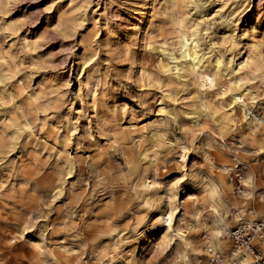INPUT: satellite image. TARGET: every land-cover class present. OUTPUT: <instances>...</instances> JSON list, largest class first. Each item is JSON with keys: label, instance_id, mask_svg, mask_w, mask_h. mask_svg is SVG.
I'll list each match as a JSON object with an SVG mask.
<instances>
[{"label": "rangeland", "instance_id": "rangeland-1", "mask_svg": "<svg viewBox=\"0 0 264 264\" xmlns=\"http://www.w3.org/2000/svg\"><path fill=\"white\" fill-rule=\"evenodd\" d=\"M145 4L149 8L142 16ZM158 9L165 10L162 0H0V264L50 262L45 250L55 254L62 248L83 250L81 264H186L187 244L200 253L189 254L187 264H209L208 247L233 258L228 237H220L224 250L208 242L216 240L221 218L226 231L241 219L264 223V98L251 103L264 97V83L255 78L264 75V0H211L199 11L188 9L193 24L211 25L207 43L201 45L204 52L213 44L225 46L221 52L240 45L224 56L231 67L221 81L227 91L223 100L212 103L214 91L205 97L211 104L208 112L180 117L182 127L200 133L192 147L202 151L185 160L179 149L171 155L161 149L154 163L139 164L135 152L113 153L103 170H119V179L102 197L94 191L87 164L108 150L115 137L96 134L100 109L91 107L93 98L120 111L119 129L131 130L136 140V129L164 119L161 110L192 111L165 100L156 88L143 87L142 81L156 76L161 85L169 79L163 69L156 70L171 62L163 52L149 51L153 37L158 45L170 41L171 51L179 40L173 32L180 30L170 28L172 20L160 17ZM179 12L172 14L177 22ZM215 56L219 53L212 61ZM246 57H252L249 67L237 70ZM232 68L240 78L236 85L228 83ZM228 85L241 97L238 105L247 102L239 109L235 105L238 115L229 109ZM196 91L179 98L191 104L188 96ZM252 118L256 126L249 124ZM33 122L37 129L43 122V131L30 134ZM221 131L222 138L213 135ZM88 134L93 139H82ZM167 139L175 143L185 135L173 130ZM193 161L204 165L198 183L188 179ZM210 182L225 190L220 199L226 217L211 211ZM171 193L176 210L166 242L159 212L169 211ZM194 201L200 202L193 207ZM144 203L151 211L140 207ZM197 212L202 213L199 222L192 219ZM240 212V219H234ZM193 227L199 231H190ZM75 259L61 264H75Z\"/></svg>", "mask_w": 264, "mask_h": 264}, {"label": "clouds", "instance_id": "clouds-1", "mask_svg": "<svg viewBox=\"0 0 264 264\" xmlns=\"http://www.w3.org/2000/svg\"><path fill=\"white\" fill-rule=\"evenodd\" d=\"M211 3V0H162V4L165 8L164 11L157 10V14L160 17L165 19L172 20V24L169 25L170 28L176 30L179 29L178 32H173L174 35H178L179 39L182 41L179 44L177 49H172L173 51L179 50L180 56L179 59H176L172 52L169 51L172 48V43L169 41L165 44L158 45L157 37H153L149 51L150 52H163L165 56L168 57L171 63L168 66H164L162 64L156 66L157 72L163 69V75L168 77V81L161 85L160 77L156 76L155 78H151L149 80L142 81L144 88H156L159 91L164 93V99L169 100L173 105H181L182 107H189L192 109L191 113H185L180 109L172 108L161 110L159 115L164 119L156 122L149 123L147 127H141L135 130L136 133L140 134V139L136 140L133 138L134 134L129 130L128 132H122L119 129V123L121 121L122 115L120 111L113 112L108 105L106 100H100L94 98L91 107L97 108L99 107L100 111L97 115V125H96V134L104 137L106 139H111L115 137L113 142L110 144L108 150L101 152L95 160H92L87 164L90 169V177L95 180V193L98 196H103L106 192H111L114 189V185L119 179L116 173L119 171L117 169H113L111 172L104 171L105 163L110 162L111 155L113 153L124 155L125 152L132 151L135 152L137 157V164L142 163L143 161L150 160L151 162H155L160 155L161 149H168L169 154H174L176 149H179L180 154L188 159V155L196 154L198 155L202 149H196L192 147L196 136L200 133H192V130L187 127H182L179 123L180 117L185 115L198 116L201 112H208L211 108V104H209L208 100L205 99L209 93L216 92L215 97L212 99V103H215L216 100H223V96L227 95V91L222 89L221 81L226 79L227 72L229 71L231 64H225L224 56L227 52H232L233 49H239L240 45L232 44L231 47H226L225 52H221V47H225L222 45L213 44L209 47L207 52H204L201 48V45L207 43L206 37H208V33L211 30V25L207 24V21H201L199 25L193 24L191 21L192 12H189L188 9L192 8L195 11H199L201 8L207 7L208 4ZM183 5L180 8V12L178 15L180 16L179 22L173 17V13H176L177 7ZM201 26H204L203 28ZM187 45H192V48L188 51H185ZM188 52L191 54L189 55ZM214 53H219V57L215 63H212L211 57ZM184 61L185 63H181ZM187 61H191V63H187ZM207 61V63H205ZM179 65V66H177ZM148 65H145L147 69ZM223 69V71H221ZM174 78V79H173ZM256 79H260L262 83H264V75L256 76ZM135 82V81H132ZM87 87V85H85ZM97 88L100 87V84L96 85ZM196 89V93L194 95L188 96V100L193 103L188 104L186 100L180 99L179 94L188 92L190 89ZM168 89L173 90L171 93L167 91ZM65 95H67L65 93ZM264 98V97H256L251 100V103H255V99ZM60 106H63V97H59ZM141 108H147L148 105L141 103ZM58 110V109H57ZM140 115L139 113L137 116ZM134 119L136 117H133ZM50 119V117H49ZM246 119V117H245ZM36 123L33 122L31 126L27 129V131L31 133H35L36 131H43V122H39L42 124L40 129L36 128ZM180 131L185 135V140L180 141L176 140L175 143L169 141L167 137L171 135L172 131ZM205 129H201L204 131ZM213 135H220L221 138L223 136V132L213 133ZM82 139H93L91 134L86 135ZM127 142V145L126 143ZM130 145V147H129ZM147 145V147H145ZM83 147V145H81ZM127 160L128 157L126 156ZM210 162V161H209ZM194 167L192 168V175L188 177V179L193 183H198L204 179V174L199 171L204 165L199 164L198 161H193ZM69 172L72 171L71 164L68 168ZM134 174V173H132ZM128 178H131V174H129ZM131 187V185H129ZM153 187H160V185H153ZM133 192H138V188H132ZM215 199L211 206V211L220 215L222 212V217H226L229 213L226 205L220 200V197L225 196V190L223 187H218L213 193ZM134 200L138 199L137 196L132 197ZM250 198V196H249ZM200 201H194L193 207H195L196 203ZM183 206V205H181ZM141 208L146 209L147 211H151V205L148 203H144L140 205ZM176 210V206L173 205V211ZM207 211V209H205ZM243 213H238L234 219L239 220ZM187 215V212L185 213ZM202 213L197 212L193 215L192 219L199 222ZM222 227H219L215 234V239L219 240L220 237H227L228 233L226 229L228 228V224L224 222L223 218L218 221ZM192 232L199 231V228L193 227L189 229ZM184 234H182L183 236ZM223 243V241H220ZM220 245L217 244V247ZM54 252H49L45 250V254L51 257V261H41V264H61L62 260H67L68 257L75 256V264H81L83 260V250L79 253H74L69 249H58L54 250ZM63 253V255H61ZM189 254H200L198 249H196L191 244L186 245V251L184 255V260L187 264L188 255ZM212 256H215V252L212 249H209V253Z\"/></svg>", "mask_w": 264, "mask_h": 264}, {"label": "built area", "instance_id": "built-area-1", "mask_svg": "<svg viewBox=\"0 0 264 264\" xmlns=\"http://www.w3.org/2000/svg\"><path fill=\"white\" fill-rule=\"evenodd\" d=\"M228 238L235 248L240 249L248 256V264H264V223L257 220L241 219L227 230ZM209 264H236L233 258L225 257L219 251L212 249L215 256L209 253Z\"/></svg>", "mask_w": 264, "mask_h": 264}, {"label": "bare ground", "instance_id": "bare-ground-1", "mask_svg": "<svg viewBox=\"0 0 264 264\" xmlns=\"http://www.w3.org/2000/svg\"><path fill=\"white\" fill-rule=\"evenodd\" d=\"M147 8H149V5L148 4H145L144 6H143V8H142V10H141V15L143 16L144 15V13H145V10L147 9ZM72 9V8H71ZM180 9V8H179ZM176 12H179V11H176ZM178 16V15H177ZM179 20H180V17L178 18V22H179ZM196 25V24H195ZM253 27V26H252ZM254 28V27H253ZM255 29V28H254ZM178 32V31H177ZM182 43V41L179 39L178 40V42H177V48H178V46H179V44H181ZM192 48V45H187V48L185 49V51H188L189 49H191ZM257 49H258V47H257ZM205 50V49H204ZM207 50V49H206ZM169 51H171V50H169ZM172 52V55L176 58V59H179V56H180V52H179V50H177V55L173 52V51H171ZM188 54L190 55L191 53L190 52H188ZM213 56V55H212ZM218 57L219 56H215L214 57V59H213V61H212V63H215L216 62V60L218 59ZM251 60H252V57H246V59L244 60V61H242V62H240L239 64H238V69L237 70H241V71H244V69H247L248 67H249V65H250V63H251ZM171 62V61H170ZM225 64H227L225 61H223ZM181 63H185L184 61H182ZM187 63H191V61H187ZM232 63V62H231ZM177 66H179V65H177ZM237 70H234L233 68H232V71H231V74H233V73H236V71ZM221 71H223V69L221 70ZM228 75V74H227ZM231 79V78H230ZM232 79H233V81H232ZM231 80H228V83H232V85H236V84H238V82H239V80H240V78H238V77H236V75L235 74H233V78H232ZM235 88V87H234ZM233 87H230V85H228L227 86V90L230 92V96H229V100H228V105H229V109L231 110V112H234L236 115H238V111L236 110V109H234V107H235V105H237V107H238V109L240 108V106L242 105V106H247V102H242L240 105H238V103H239V101L241 100V97H238L236 94H234V93H232L234 90ZM92 100H94V98L92 99ZM196 120H198V119H196ZM198 122H200V121H198ZM249 124L250 125H253V126H256V124H255V122H254V118H252L250 121H249ZM183 157V156H182ZM184 158V157H183ZM210 184H211V187H212V189H211V194H212V201H214V199H215V197H214V195H213V193L215 192V190L217 189V187H216V185L213 183V182H210ZM167 200H168V205H169V207H170V209H169V211L167 210L166 212H159V214H160V218L159 219H162L163 220V222H165V232L161 235L162 237V239L164 240V241H168L170 238H169V236H170V234H169V230H173L172 229V225H171V221H172V217H173V210H172V208H171V206H172V202L174 201V196H173V194L171 193L169 196H168V198H167ZM221 200V199H220ZM163 217H165V218H163ZM221 227H222V225H221ZM177 232H179V233H181L182 232V234H183V230L182 229H177L176 230ZM178 233V234H179ZM182 234H180L181 236H182ZM149 239V238H148ZM220 241H222L221 239H219V240H214V239H209L208 240V242H209V244L212 246H214V248H216V249H220V250H224L225 249V245H224V243H220ZM217 244H219L220 246L219 247H217ZM229 255L230 256H233V258H235L236 259V261H235V263L236 264H245V260H246V258H247V256L245 255V254H243V252L240 250V249H238V248H233V249H230L229 250ZM232 258V257H231Z\"/></svg>", "mask_w": 264, "mask_h": 264}]
</instances>
